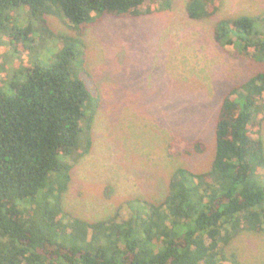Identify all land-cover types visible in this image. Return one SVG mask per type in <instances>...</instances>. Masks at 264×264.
<instances>
[{
	"label": "trees",
	"instance_id": "16d2710c",
	"mask_svg": "<svg viewBox=\"0 0 264 264\" xmlns=\"http://www.w3.org/2000/svg\"><path fill=\"white\" fill-rule=\"evenodd\" d=\"M147 1L0 0V38L5 42V34L13 53L32 49L36 33L64 41L51 60L27 65L23 77L0 79V264H245L236 253L228 257L227 247L243 230L264 232V143L253 136L255 117L264 112V71L224 96L207 168L179 165L159 199H127L104 219L88 221L64 209L85 132L79 154L91 150V105L100 95L70 65L86 58L83 37L102 15L137 17L152 11L144 10ZM221 1L188 0L187 14L213 17ZM159 4L170 9L172 0ZM21 5L33 23H17ZM56 14L75 34L54 35L48 18ZM213 32L220 45L264 60V15L222 18ZM207 151L199 139L175 156Z\"/></svg>",
	"mask_w": 264,
	"mask_h": 264
},
{
	"label": "rangeland",
	"instance_id": "374dc122",
	"mask_svg": "<svg viewBox=\"0 0 264 264\" xmlns=\"http://www.w3.org/2000/svg\"><path fill=\"white\" fill-rule=\"evenodd\" d=\"M159 1L148 0L144 10L152 11L137 17L102 15L83 37L86 58L76 57L70 65L75 78L100 94L91 105V150L79 154L87 146L85 132L63 194L64 209L82 219L107 218L130 198L159 199L179 165L207 168L224 96L264 71V60H253L234 45H220L213 32L222 18L264 15V0H222L217 14L205 19L188 16V0H172L165 10H159ZM26 10L24 5L15 9L20 25L30 21ZM62 16L48 18L54 35L75 34ZM1 36L3 84L22 76L31 62L51 60L64 46L46 32L36 33L28 43L32 49L13 53ZM255 118L253 131L259 134L253 136L264 143V112ZM199 139L207 142L206 153L175 156ZM234 253L245 264H264V232L241 231L227 247L228 257Z\"/></svg>",
	"mask_w": 264,
	"mask_h": 264
}]
</instances>
